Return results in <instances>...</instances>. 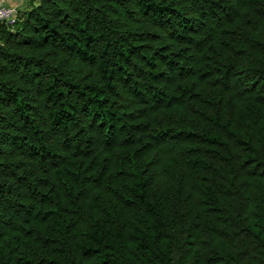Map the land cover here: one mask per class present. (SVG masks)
<instances>
[{
  "label": "trees",
  "instance_id": "obj_1",
  "mask_svg": "<svg viewBox=\"0 0 264 264\" xmlns=\"http://www.w3.org/2000/svg\"><path fill=\"white\" fill-rule=\"evenodd\" d=\"M0 264H264V0L0 24Z\"/></svg>",
  "mask_w": 264,
  "mask_h": 264
},
{
  "label": "built area",
  "instance_id": "obj_2",
  "mask_svg": "<svg viewBox=\"0 0 264 264\" xmlns=\"http://www.w3.org/2000/svg\"><path fill=\"white\" fill-rule=\"evenodd\" d=\"M18 8L0 3V24L14 23L18 15Z\"/></svg>",
  "mask_w": 264,
  "mask_h": 264
},
{
  "label": "crops",
  "instance_id": "obj_3",
  "mask_svg": "<svg viewBox=\"0 0 264 264\" xmlns=\"http://www.w3.org/2000/svg\"><path fill=\"white\" fill-rule=\"evenodd\" d=\"M30 1H27V0H0V3L8 5V6L17 7L20 9L21 6L28 4Z\"/></svg>",
  "mask_w": 264,
  "mask_h": 264
},
{
  "label": "rangeland",
  "instance_id": "obj_4",
  "mask_svg": "<svg viewBox=\"0 0 264 264\" xmlns=\"http://www.w3.org/2000/svg\"><path fill=\"white\" fill-rule=\"evenodd\" d=\"M27 1H30V0H27ZM35 2H39V0H34ZM27 5L28 4H26V5H24V6H21V8H20V10H26L27 9ZM18 10H19V8H18Z\"/></svg>",
  "mask_w": 264,
  "mask_h": 264
}]
</instances>
